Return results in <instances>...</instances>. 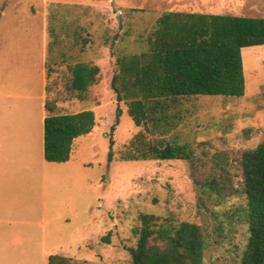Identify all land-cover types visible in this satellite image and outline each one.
<instances>
[{
    "label": "rangeland",
    "instance_id": "374dc122",
    "mask_svg": "<svg viewBox=\"0 0 264 264\" xmlns=\"http://www.w3.org/2000/svg\"><path fill=\"white\" fill-rule=\"evenodd\" d=\"M169 11L264 17V0H0V110L38 92L39 69L31 68L42 65L45 52L50 99L85 97L82 105L97 120L75 140L68 172L47 163L45 214L41 190L27 216L33 189L8 183L0 198V264H47L51 254L82 264H132L129 247L137 245L143 212L200 224L208 239L204 264L240 263L249 223L239 158L264 141V45L242 50L244 96L198 95L178 105L182 120L165 137L189 144L193 160L124 158L161 135L137 126L128 103L118 102L112 87L118 59L143 51ZM78 62L100 67L82 97L71 87L70 66ZM78 108L76 101L69 109ZM36 160L46 161L44 152ZM216 176L238 192L220 204L216 194L205 195L201 203L200 183Z\"/></svg>",
    "mask_w": 264,
    "mask_h": 264
},
{
    "label": "trees",
    "instance_id": "16d2710c",
    "mask_svg": "<svg viewBox=\"0 0 264 264\" xmlns=\"http://www.w3.org/2000/svg\"><path fill=\"white\" fill-rule=\"evenodd\" d=\"M147 42L140 53L118 59L120 70L113 77L112 87L118 102L128 103V113L135 124L145 126L149 134L161 136L150 140L141 154L131 153L124 158L193 160L195 152L189 144L165 137L182 120L177 107L192 96L246 94L242 50L264 45V17L169 11L158 18ZM70 71L71 87L82 97L97 81L100 67L78 62L70 66ZM96 123L92 109L50 113L45 119V158L51 162L68 161L74 140L90 133ZM239 162L249 223L239 264H264V141L244 150ZM217 178L200 183L201 203H205V195L212 198L216 194L220 204L225 196L238 192L233 186H221ZM140 222L137 245L129 247L132 264H204L208 239L200 224L146 212L140 214ZM110 235L111 232L103 240L109 242ZM47 264L82 263L51 254Z\"/></svg>",
    "mask_w": 264,
    "mask_h": 264
},
{
    "label": "crops",
    "instance_id": "0c3cea01",
    "mask_svg": "<svg viewBox=\"0 0 264 264\" xmlns=\"http://www.w3.org/2000/svg\"><path fill=\"white\" fill-rule=\"evenodd\" d=\"M5 55L8 54L5 53ZM33 68H31V72L34 70V73H36V69H39L38 92L36 94L24 95L31 101L24 104L6 106L4 110H0V198L7 192L8 183L19 189L23 185L25 189L31 186L33 191L30 197H28V208H30L27 211V216H32L34 213V209L36 208L34 207L35 202L38 200V198H36L38 190H41V196L43 198V211L46 207L44 198L46 197L47 163L63 166V168H51L55 172H60V169L68 172V168L72 162L74 142L77 139L76 138L72 144L71 157L68 161L51 162L45 158L46 161L37 163L36 158L38 156H42L43 152L45 156L46 117L50 113L63 114L86 110V106L82 105V101L86 100L85 97L82 99L79 97H69L67 103H60L59 101L54 102L52 101L53 99H50V91L48 89L50 83L49 67L47 65L45 52L42 53V65L39 66L36 63ZM6 72L8 73L9 69L6 68ZM35 99L39 100V102L37 100V104L32 102V100ZM76 101H78L79 108L77 110L69 109L75 106ZM62 104L67 105L62 107ZM52 105H54V107ZM1 112L6 114H2ZM10 176H14V178ZM6 177L11 178L9 182ZM63 186H65L64 180ZM67 201L68 199L66 202ZM66 206L69 208V202ZM57 216H60L59 212H57ZM28 222L33 223L31 219Z\"/></svg>",
    "mask_w": 264,
    "mask_h": 264
}]
</instances>
